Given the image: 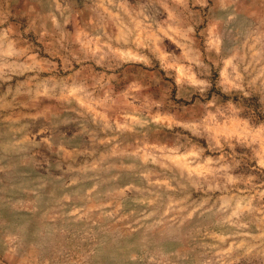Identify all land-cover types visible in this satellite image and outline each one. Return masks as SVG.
Masks as SVG:
<instances>
[{"label":"clouds","instance_id":"obj_1","mask_svg":"<svg viewBox=\"0 0 264 264\" xmlns=\"http://www.w3.org/2000/svg\"><path fill=\"white\" fill-rule=\"evenodd\" d=\"M0 264H264V0H0Z\"/></svg>","mask_w":264,"mask_h":264}]
</instances>
